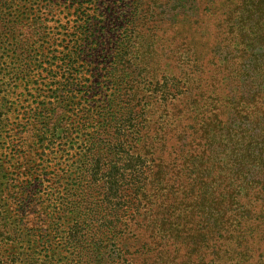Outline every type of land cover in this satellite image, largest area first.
<instances>
[{"label": "trees", "instance_id": "obj_1", "mask_svg": "<svg viewBox=\"0 0 264 264\" xmlns=\"http://www.w3.org/2000/svg\"><path fill=\"white\" fill-rule=\"evenodd\" d=\"M259 54L264 0H0V264L249 259Z\"/></svg>", "mask_w": 264, "mask_h": 264}, {"label": "rangeland", "instance_id": "obj_2", "mask_svg": "<svg viewBox=\"0 0 264 264\" xmlns=\"http://www.w3.org/2000/svg\"><path fill=\"white\" fill-rule=\"evenodd\" d=\"M212 22L213 19H208L206 16L202 22L197 23L196 27L198 26L207 27V25L212 27ZM203 32L204 34H207V30L205 31V29H202L201 33ZM203 41H205L204 38ZM176 42L177 41L175 42L170 41V42H164L163 44V51H164L163 53L164 55H162L163 62L166 63L167 61H169V63L172 64V66H175L177 64L176 61L177 56L175 54L178 49L175 47L178 46V43ZM185 46L186 45H183L182 48H185ZM194 49H196L198 53L203 54V56L204 55H206V57L208 56L207 62L206 59L204 60V70L206 72L205 75H225L223 73V61L222 59L221 60L218 59L219 55H221V57H224L226 53L225 51H223L220 48H216V49L212 48L211 44L207 45V42L201 43V45H198L197 48L192 46L190 53H192ZM186 50L187 49L180 50V52L183 51L182 54H184V51ZM214 52L215 55L217 56H211L214 54ZM171 55L173 57L172 60H171ZM167 57L169 58L167 59ZM259 57H261L264 60V56H262L261 54H259ZM219 68H221L222 71L218 72ZM252 72L253 71L249 72L248 70H245L244 75H253ZM165 75H170V74L166 73ZM260 224L261 226L257 228L253 236H250L251 238L249 237L251 239L249 244L253 247V250L250 251L251 257L247 260H244L241 264H264V223H260Z\"/></svg>", "mask_w": 264, "mask_h": 264}]
</instances>
